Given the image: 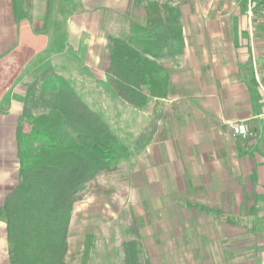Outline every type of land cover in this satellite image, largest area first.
I'll return each instance as SVG.
<instances>
[{
	"label": "crops",
	"instance_id": "1",
	"mask_svg": "<svg viewBox=\"0 0 264 264\" xmlns=\"http://www.w3.org/2000/svg\"><path fill=\"white\" fill-rule=\"evenodd\" d=\"M97 2L101 3L100 9H106L118 18L119 15L125 16L128 0ZM32 6L28 10L23 0H16L17 16L13 11L0 8V29L8 28L7 31L0 30V43L7 44V47L0 51V59L17 50L24 56H29L25 57L27 61H24L16 80L0 95V216L5 196L19 179L16 127L22 111L25 82L29 80V74L42 66L49 57L37 62L35 69L27 67L28 61L34 58L37 50L36 38L39 33L47 30L51 13L50 6L48 18L44 23L43 19H37L31 14ZM190 7L191 4L188 8L185 5L182 7L184 37L182 54L178 58H164L163 61L175 86L174 92L166 98L158 99L159 105L153 110L156 111L157 108L160 110L154 114L150 109L129 106L134 114L135 112L137 115L140 114V120L146 118L153 121L149 134L144 136L145 145L140 146V151H136L129 159L135 162L128 167L129 187H133L135 193L140 192L143 196L142 214L131 211V215L140 218L141 224L152 223L156 212L160 216V213H165L164 210L169 211L172 200L174 209L180 206L194 208L195 211L200 208L217 209L228 223H233L229 218L232 216L238 219L237 223L240 226L262 225L264 26L257 19L251 30L246 16L247 9L242 13L246 26L240 29L228 21L231 15L237 14L235 13L237 8L233 7L225 14L221 13L218 18L223 17L225 21L220 23L218 18L209 19L211 13L208 10ZM6 17L11 19L7 20ZM199 18L204 19L199 21ZM26 21L21 37V32L17 34L15 28ZM116 21L115 25L118 23V20ZM71 30H77V27L73 24L68 31L69 46ZM77 44L79 45H73L76 50L70 48L72 52L68 55H65L64 51L56 53L55 57L58 54L64 57L56 58L50 65L68 80L70 79L60 69L65 70L68 67L78 69L82 65V70H85L86 66L93 71L97 70V66L91 68L89 62L101 63L106 68L108 64L106 39L92 36L87 43L83 41ZM51 55H54V52ZM101 76L98 79L106 82L105 72ZM80 79H84L83 73L78 75L77 80ZM111 93L117 98L114 92ZM231 121L243 122L249 134L245 137L234 136L228 125ZM139 141L136 137L131 144ZM129 160L127 162L130 163ZM170 184L174 188L170 187ZM246 234L245 245L252 244V241L254 243V240L257 242L254 234L249 235L247 232ZM196 235L197 232L192 226L190 232L185 234L183 243L192 242L193 236ZM203 238L207 240L206 235H203ZM204 255L209 256L207 252ZM240 256L253 257L242 261L241 264H264V248L256 247ZM207 260L204 264H211ZM0 264H13L6 225L1 217Z\"/></svg>",
	"mask_w": 264,
	"mask_h": 264
},
{
	"label": "trees",
	"instance_id": "2",
	"mask_svg": "<svg viewBox=\"0 0 264 264\" xmlns=\"http://www.w3.org/2000/svg\"><path fill=\"white\" fill-rule=\"evenodd\" d=\"M23 1L28 8L33 5V0ZM184 2L128 0L124 35H106L108 87L135 108L154 114L158 99L174 92L163 61L183 52ZM50 6L51 0H44V23ZM24 61L20 54L0 59V95L16 80ZM25 84L16 127L19 179L5 196L0 216L10 257L13 264H77L79 256L70 244L75 205L90 187L101 186L98 176L120 175L121 163L133 153L53 66L41 68ZM140 223L133 217L125 230L120 264H151Z\"/></svg>",
	"mask_w": 264,
	"mask_h": 264
},
{
	"label": "rangeland",
	"instance_id": "3",
	"mask_svg": "<svg viewBox=\"0 0 264 264\" xmlns=\"http://www.w3.org/2000/svg\"><path fill=\"white\" fill-rule=\"evenodd\" d=\"M97 1L52 0L50 24L46 31L38 34L36 38L37 50L34 58L28 61L27 67L35 69L37 67L35 66L36 63L40 62L41 59L47 58V56L50 58L48 57V60L42 66L37 67L35 71L29 74V80L41 68L53 64L56 58L64 57L61 54L55 57L56 53L64 51V53L66 52L65 55H68L72 50L75 51L73 45L78 46L77 42L85 41L87 43L92 36L106 39V35L109 33L118 36L124 35L126 24L122 22L123 17L119 15L118 18L106 9H100L101 3L98 4ZM248 1L191 0L190 2V0H185L184 5L186 8L191 4L192 7L190 8L196 7L197 9L208 10L211 13L210 18L209 16L208 18L212 19L214 17L215 20L221 13L225 14L227 10L233 7L237 8L235 12L237 14L231 15L228 21L229 24L241 29L246 26L242 13L247 9ZM250 1L256 3L258 0ZM79 3L80 5H78ZM15 6L16 0H0V8L13 11L17 16ZM43 6L44 0H33L31 14H34L33 16L37 19H42ZM6 18L7 20L11 19ZM202 19L204 18H199V21ZM218 19L220 23L225 21L223 17ZM116 20H118L117 25H115ZM26 23L27 21L15 28L17 34L21 32V37ZM73 24L77 27V30L70 31L71 44L69 46L68 31L73 27ZM262 24L264 26V21H262ZM0 30L7 31L8 28ZM4 47H7V44L1 42L0 51ZM22 50L20 49V51ZM53 52L54 55H51ZM16 54H20L24 59L29 57L28 55L24 56L18 50L11 52L7 57L14 58ZM89 63L91 68L96 65L97 70L94 69L93 71L87 66L85 70H82L83 66L81 65L78 69L77 67L76 69L73 67L66 68L65 70H69L68 72L61 69L60 71L71 80V84L89 106L101 114L104 121L122 141L127 143L131 152L135 154L136 151H140L139 147L146 140L144 136L149 134L151 126L153 127V121L146 118L140 120V114L137 115L135 112L136 116L129 107L131 105L118 96L119 102H117V98L112 96L107 81L104 82L102 79H98L105 72V66H102L101 63ZM13 68L16 67H11V69ZM82 73L84 79L77 80L78 75ZM100 80L101 82H99ZM158 110L160 108H157L156 111L158 112ZM154 124L156 125V123ZM136 137L140 141L132 145L131 141H135ZM131 163L133 165L135 162L121 163L123 171L120 175L117 173L98 176L97 181L101 186L90 187L75 205L70 221V244L71 251L79 256L77 264H120L121 240L126 236L125 230L130 225L131 219L136 216L134 214L132 216L131 211L134 213L140 212L141 214L143 211L141 206L143 196L140 192L135 193L133 187H129L128 169L132 166ZM170 187H172L171 184ZM165 188L168 189L167 186ZM170 205L169 211L164 210L165 213H160V216L156 212L152 223H140L138 226L142 243L150 257L151 264H204L207 259V262L210 261L211 264H241L242 261L253 258L252 256H240L245 251H251L256 247L264 248V224L254 225L255 228L248 224L240 226L237 223L238 219L232 216L229 218L232 219L233 223L225 221V216L221 215L220 210L217 209L200 208V210L195 211L194 208L181 206L174 209L172 200ZM180 211L182 214H180ZM261 211L264 210L261 209ZM190 221L192 222L189 224ZM192 226L197 235L193 236L192 242L183 243L182 240L185 234L190 232ZM250 230L252 232L249 233ZM246 232L249 235L254 234L257 242L254 240V243L252 241V244H246V246V240H244L247 235ZM203 235L207 236L206 241ZM89 242H91V245L88 244L89 248H85ZM190 243H193V246ZM86 251H88L86 255H83ZM206 252L209 256L204 255Z\"/></svg>",
	"mask_w": 264,
	"mask_h": 264
},
{
	"label": "built area",
	"instance_id": "4",
	"mask_svg": "<svg viewBox=\"0 0 264 264\" xmlns=\"http://www.w3.org/2000/svg\"><path fill=\"white\" fill-rule=\"evenodd\" d=\"M246 16L251 30L257 19L261 22L264 21V0H258L256 3L249 0L247 4ZM253 65L255 67L256 63L254 62ZM228 125L234 136L245 137L249 134L247 126L243 122L231 121Z\"/></svg>",
	"mask_w": 264,
	"mask_h": 264
}]
</instances>
